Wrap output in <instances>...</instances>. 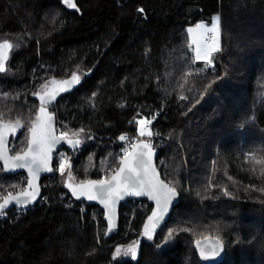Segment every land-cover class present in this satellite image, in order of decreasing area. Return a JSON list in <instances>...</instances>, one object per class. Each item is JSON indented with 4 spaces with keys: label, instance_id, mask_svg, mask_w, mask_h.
Instances as JSON below:
<instances>
[{
    "label": "trees",
    "instance_id": "trees-1",
    "mask_svg": "<svg viewBox=\"0 0 264 264\" xmlns=\"http://www.w3.org/2000/svg\"><path fill=\"white\" fill-rule=\"evenodd\" d=\"M76 1L81 15L63 0H0V32L27 46L10 63L25 76L0 74V119L30 125L41 88L81 74L51 108L84 130L68 135L80 141L64 152L71 180L110 177L120 164L113 140L136 136L145 117L158 167L180 203L150 242L141 240L152 208L146 201L133 222L136 235L127 232L123 207L119 233H98L97 207L85 205L82 215L66 205L65 182L44 178L46 203L25 215L0 214V264H202L194 243L207 237L226 246L220 264H264V0ZM216 15L222 47L206 65L192 52L187 28ZM27 143L25 135L12 140V153ZM0 170L3 188L18 182ZM255 213L262 223L251 226ZM170 232L175 243L160 247ZM134 240L139 259L115 262L116 248Z\"/></svg>",
    "mask_w": 264,
    "mask_h": 264
},
{
    "label": "snow or ice",
    "instance_id": "snow-or-ice-1",
    "mask_svg": "<svg viewBox=\"0 0 264 264\" xmlns=\"http://www.w3.org/2000/svg\"><path fill=\"white\" fill-rule=\"evenodd\" d=\"M64 2L72 8L77 6L72 3V0H64ZM197 29H205L207 33H210L209 39L212 41L210 48L204 50L203 55L205 58L208 57L209 52L218 51L219 47V17L212 23L210 28H205L204 25H197ZM189 33L193 32V29L188 30ZM13 46L5 41L0 44V61L4 59V53L6 50L11 49ZM201 58V49L198 47L196 50V59ZM210 62V61H209ZM4 71V65L0 62V72ZM73 81L77 80L78 77L73 75ZM55 83V81H53ZM69 81H62L61 84H68ZM45 91L43 94L37 93L40 100L39 114L35 117V122L32 123L29 132L31 138L27 143V151L22 150V154L9 157L7 155L8 149L6 147V133L11 130L15 132L16 126L20 125L19 121H16L15 126L0 125V159L4 160V163L10 168H24L27 167L29 172L35 176L36 172L41 168L46 171H52L53 169L49 166L51 161V152L53 146L58 142V138L53 134L52 116L46 111L47 104L45 103V97H48V103H51V99L54 97V91H48L47 86H43ZM60 91L64 89L59 88ZM183 98V97H181ZM139 124L144 125L145 121H138ZM140 134L144 135L145 131L143 128L140 130ZM68 133H61V138H66ZM121 140L125 137L121 136ZM72 144H79L80 141H69ZM143 149H149V144H142L140 146ZM146 156H150V152H126V158L120 161L121 167L119 171L112 177L111 181L97 180L89 181L86 184L78 185L79 192L77 189H73V193L79 197V195H86L89 200L99 199L102 203L108 207L114 202V197L123 195H147L151 199L156 201V211L152 212V216L149 217V221L158 220L162 217L163 212L166 211L170 198L175 195V189L169 187L163 181L157 179V174L151 168L150 160L145 159ZM65 165L59 164L61 174H63ZM127 172L125 176L124 173ZM72 177L69 174V180ZM31 187V185H30ZM21 195L25 197H34L33 192H25ZM11 200H16L20 203L19 197H13L11 194L4 198L3 204H0V209H3ZM144 235L149 239L151 236V229L149 225H145ZM171 232L169 237H171ZM197 246L200 247V241L196 242ZM119 254L120 249H116ZM127 253H131L133 257L136 256V252L133 250V246L129 245L126 250ZM200 255L204 259H212L216 255V249L214 246H209L207 250L204 248L200 249Z\"/></svg>",
    "mask_w": 264,
    "mask_h": 264
},
{
    "label": "water",
    "instance_id": "water-1",
    "mask_svg": "<svg viewBox=\"0 0 264 264\" xmlns=\"http://www.w3.org/2000/svg\"><path fill=\"white\" fill-rule=\"evenodd\" d=\"M72 3H74L77 7L76 8L68 7V9L73 11V12H78L81 15L82 11H81L80 7L78 6L77 1L72 0ZM5 61H6V58H4L0 62L4 63ZM72 77L73 76H71L70 78H68L66 80H69ZM81 79L78 78L77 82L79 83L81 81ZM66 80H55V83H52L47 88L48 91H54V93H55L54 97L51 99V103H48L49 98L45 97V103L47 104L46 111L52 116L53 134L58 138V142L53 146V150L51 152V161H50L49 166L53 170L52 171H46V170H43L41 168L39 171L36 172V175L33 176L29 172L27 167L10 168L8 165H6L4 163L3 159H0V164L3 167V172L6 176H14V175H18L20 173H25L28 177L27 187L23 191L11 194L13 197H19L21 202L17 203L16 200H11L3 209H0V214L3 212L10 211L13 207H33V206L37 205L41 199V196H42L44 178L53 177L55 175V154L58 153L60 151V149H62V148H66L69 150L70 149L76 150V149L80 148L79 144L74 145L72 143H69V141H76V139L71 138V137L61 138V136L58 134V129H57V121H58L57 112L51 110V107L61 98V96H63L64 93H67L70 91V89L69 90L64 89L63 91L59 90V88L62 87L61 82L66 81ZM43 92H38V93L42 95ZM35 99L39 103V107H38L37 114H36V116H37L39 114V108H40V100H39V96L37 94L35 95ZM19 122H20V125L16 126L15 132L9 130L6 133V140H7L6 147L8 149L7 155L9 157L17 155V154L12 153V150L10 147L12 140H17L22 135V133L24 131H28V140L31 138L30 132L27 128V124H25L22 121H19ZM34 122H35V120L33 121V123ZM0 125L15 126L16 122L5 121V120L0 119ZM142 144H149L150 148L149 149H143L140 147ZM24 151H27V147ZM133 151L150 152V156H146L145 159L150 160L151 168L157 174V179L159 181H163L169 187L174 188L171 184H169L164 179V177H163V175H162V173L158 167V157L160 154L159 148H155L147 139H141L133 146L130 153H132ZM18 154H22V153H18ZM120 167H121V165L119 164L118 168L112 173V175L109 178L104 179V181H111L112 177L114 175H116V173L119 171ZM124 175L126 176L127 172H125ZM97 180L98 179H91V180H88L85 182H73L72 180H69V178H67L64 185H65V188L67 189V191L71 194V196L74 199H76L78 202H84L86 205H89V206H98L104 212L103 219L107 225V233L109 235H117L119 233L120 220H121V206L124 202H126L128 200L146 201L152 207L151 211L149 212V214H148L147 218L145 219V221L142 225V228H141V240L143 238H146L148 242L155 239V237L161 231L163 226L169 221L174 208L180 203V193L176 188H174L175 189V195L170 198L167 209H166V211L163 212L162 217L158 220H154V221L150 222L149 217L152 216L153 211H156V201L154 199H151L147 195H123V196L114 197L113 198L114 202L111 203L108 207H106L105 204L102 203L99 199L89 200L86 195H79V197H77V195H75L73 193L74 188L77 189V192H79V189L77 187L78 185L86 184L89 181H97ZM30 185H31V187H30ZM25 192H33L34 197L29 198V197H25V196L21 195L22 193H25ZM3 202H4V199L0 204H3ZM145 225H149V227L151 229V236H152L151 239H149L146 235H144ZM197 241L198 240L195 241L194 246H195V250L197 251L199 259H200L202 264H220L225 260L226 254H227L226 246L219 238L207 237V238L199 239L200 247L197 246V244H196ZM209 246L215 247L216 255L212 259H204L200 255V249L204 248L205 250H207Z\"/></svg>",
    "mask_w": 264,
    "mask_h": 264
},
{
    "label": "rangeland",
    "instance_id": "rangeland-1",
    "mask_svg": "<svg viewBox=\"0 0 264 264\" xmlns=\"http://www.w3.org/2000/svg\"><path fill=\"white\" fill-rule=\"evenodd\" d=\"M63 3H64V5L67 8L69 7L64 2V0H63ZM234 13H235L236 16H238L239 13H240V9L237 6L234 7ZM262 15H263V18H264V13ZM217 17H219V16H217V15L214 16L211 22L200 23L198 25H204L205 28H210L212 26V23L216 20ZM196 26H190V27L187 28V31L189 29H193V32L190 33L191 50L196 56V50L199 47L201 49V58L198 59V60H202L204 62V64H206V65H212V64H214V61H215L214 59L216 58L217 53L221 50L222 42H221L220 38L218 37L219 38V44H218L219 50L218 51L209 52L208 57L205 58L204 55H203V52H204V50L210 48L212 44L211 45H207L206 44L205 40L207 38L208 33L205 31V29H197ZM219 29H220L219 32H221V19H220V17H219ZM188 33H189V31H188ZM5 41H7L8 43H10L13 46L11 49L6 50L8 52V54H10V57H13V55L16 52L22 51V50L27 48V46L25 44V41L22 38L18 37L17 35L8 34V33H1L0 32V44L4 43ZM8 58H9V55H8ZM0 74L3 75V76L14 78V79H21V78H23L25 76V73L23 71L12 70L10 68L9 64H7V63L4 65V71L0 72ZM75 76H77V75H75ZM78 78L81 79V76H79ZM66 81H69V83L66 84V85L62 84V88L65 89V90L72 89V88H74V85L77 84V80L73 81L72 78L69 79V80H66ZM41 89H43V87ZM36 104H38L37 101H36V103L31 102L30 103V107L33 108V107L36 106ZM236 107L237 106H234L233 108H236ZM36 114H37V111L35 113V117H36ZM57 116H58V114H57ZM35 117H34V119H35ZM140 120H144L145 123H144V125H141V124L138 123L139 131L141 130V128H143L144 131H145V134L151 135L152 134L151 121L148 120L145 117H142V118L138 119V121H140ZM58 125H60V127L65 132H67L69 135H73L74 136V135H77V134L81 135V134L84 133V130H76L69 123H67V122H65L63 120L61 121L59 118H58ZM24 133H22L21 136L23 137L25 135L28 138V136H27L28 132L25 131ZM87 138H88V140H93V138L90 137V136H87ZM13 147L14 146H12V148ZM70 167H71V165L69 167L66 165L65 166V170L63 171V174H61L60 169L57 168L54 178H57V179L59 178V180L62 183H64L65 182V178L67 176H69V174L72 177V172L70 171ZM1 176H2V173H1V170H0V177ZM72 179H73V177H72ZM17 181L18 182L16 184H14L12 186H7L6 188H3L2 185L0 184V201L6 195H8L10 193H14V192H16L18 190L17 189V185L19 184V177H17ZM45 189H46V191H45ZM47 189L48 188H46V187L43 188L44 193H46V195H45L46 197H47ZM44 193H43V195H44ZM143 206L145 207V211L144 212H146L147 208H146L145 204H143ZM84 211H86V208L84 209ZM91 214L93 216V220L97 224L98 233L102 232V229H106V231H107V225H106L105 221L101 219L100 214L96 213V211L94 209L91 210ZM12 215H13V213H12ZM252 217L254 219H253V223L251 224V226H253V224H256L255 222L262 223V219L260 218L261 216H259L258 213H255ZM174 243H175V240L172 238V236L171 237L168 236L166 238V240L163 242V244H161L160 247L168 248V247H171ZM129 245L133 246V250L136 252V256L135 257H133L131 253H127L126 252V250L128 249ZM117 248L120 249V252H119V254H117V252L115 250V252L113 254V259H114L115 262H123L125 260L137 261L139 259L140 251H139V244H138L137 240H134V241H132V242H130L128 244L119 245ZM258 264H261V262L259 260H258Z\"/></svg>",
    "mask_w": 264,
    "mask_h": 264
},
{
    "label": "built area",
    "instance_id": "built-area-1",
    "mask_svg": "<svg viewBox=\"0 0 264 264\" xmlns=\"http://www.w3.org/2000/svg\"><path fill=\"white\" fill-rule=\"evenodd\" d=\"M210 35L211 34L208 33V36L206 38L207 44H212V41L209 39ZM221 35H222V33L220 32L218 34V37H221ZM64 132L65 131L60 127V125H58L59 135H61V133H64ZM121 136L125 137V139L121 140L120 139ZM120 137L115 138L113 140V145H121V149L118 152V154H119L118 160L119 161L126 158V152L130 153L133 146L135 145V143L139 139H143V138L148 137L150 140H154L156 138L155 135H151L150 137L147 134L141 135L140 131L138 132V134L136 136H131L127 133H124V134L120 135ZM64 152L65 151L62 150L56 156V158H57L56 166L58 169H59L60 163H63L65 166L67 165L68 167L70 165V163L66 159V155ZM64 170H65V168H64ZM18 177H19V184L17 185V189L19 191H23L27 187L28 177L26 176V174H20V175H18ZM18 190L16 192H18ZM43 193H44V190L42 192V196H41V199L38 203V206L43 205L48 200V196L46 197L45 195H43ZM77 203L78 202L70 196V197H68L66 205L71 207V208H73L74 206H77L80 213L82 215H85L87 212V208H86L85 204L84 203L77 204ZM35 207H36V205L33 207H15L12 209V213H13V215H25L26 213L31 212ZM122 207H123L122 212H123L124 217L125 218L128 217L127 232L130 234L132 233L133 235H136L138 230H135L133 228V222L135 220L137 213L138 212L143 213L145 211V207L143 206L142 201H138V200H128L122 204ZM85 208H86V211H84ZM94 210L96 211V213L100 214L101 217H103V212H101V213L98 212V210H101L100 208L97 207V209H94ZM5 219H6L5 216H1L2 221H4ZM92 219H93V216H92Z\"/></svg>",
    "mask_w": 264,
    "mask_h": 264
},
{
    "label": "flooded vegetation",
    "instance_id": "flooded-vegetation-1",
    "mask_svg": "<svg viewBox=\"0 0 264 264\" xmlns=\"http://www.w3.org/2000/svg\"><path fill=\"white\" fill-rule=\"evenodd\" d=\"M8 55H9V58H8ZM4 58H6V61L3 63V65H5V64L7 63V64H9V66H10V63H11V57H10V54H8L7 51H5V53H4ZM77 76L79 77V76H81V74H78ZM81 78H82V76H81ZM52 83H53V80L50 81V82H48V83L46 84L47 88H48ZM44 90H45V89H44V87H43V89H41L40 92H43ZM38 104H39V103H38ZM38 107H39V106H38ZM29 127H31V126H30V125H27V128H29Z\"/></svg>",
    "mask_w": 264,
    "mask_h": 264
}]
</instances>
